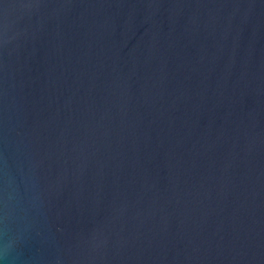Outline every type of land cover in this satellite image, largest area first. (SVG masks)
Here are the masks:
<instances>
[{
    "label": "water",
    "instance_id": "95a60500",
    "mask_svg": "<svg viewBox=\"0 0 264 264\" xmlns=\"http://www.w3.org/2000/svg\"><path fill=\"white\" fill-rule=\"evenodd\" d=\"M0 264H264V0H0Z\"/></svg>",
    "mask_w": 264,
    "mask_h": 264
}]
</instances>
